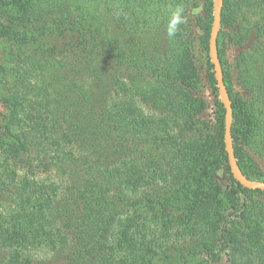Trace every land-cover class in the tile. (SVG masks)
<instances>
[{
	"label": "trees",
	"instance_id": "1",
	"mask_svg": "<svg viewBox=\"0 0 264 264\" xmlns=\"http://www.w3.org/2000/svg\"><path fill=\"white\" fill-rule=\"evenodd\" d=\"M198 2L0 0V38H42L45 48L26 58L44 75L43 105L29 115V126L59 157L28 166L23 147L0 138V174L7 179L0 183V264H163L172 260L170 250L202 254L210 264L233 244L252 256L250 264H264V192L230 174L219 101L212 135H195L207 126L205 103L195 95L194 48L198 41L208 51L213 18L212 0L190 16ZM178 8L184 22L169 37ZM220 27L235 158L245 177L264 181V0H223ZM231 29L240 35L233 70L245 96L233 90L226 68ZM206 66L216 93L209 60ZM157 143L169 154L152 152ZM215 157L234 198L227 215L220 211L222 187L211 180ZM185 186L191 200L179 210L166 195L176 201ZM100 206L102 218L94 213ZM95 216L100 225L86 240ZM240 217L244 231L232 238Z\"/></svg>",
	"mask_w": 264,
	"mask_h": 264
},
{
	"label": "rangeland",
	"instance_id": "2",
	"mask_svg": "<svg viewBox=\"0 0 264 264\" xmlns=\"http://www.w3.org/2000/svg\"><path fill=\"white\" fill-rule=\"evenodd\" d=\"M202 0H199L197 8L193 9L190 16L200 14L202 12ZM253 19L250 18L244 27L241 28V35H245L246 29L252 24ZM221 31V27L219 32ZM196 36H200V32L195 29ZM219 35V33H218ZM239 34H235L234 30H228L224 38V58L226 60V68L232 75L233 90L240 95L245 96L246 93L243 89L236 84L234 66L236 57L240 51L239 48ZM42 38H38L35 41H29L26 43H18L11 39L0 38V138L18 142L23 147V158L28 166H35L44 163L45 161H57L59 157L56 156L54 151L46 141L40 139L38 135L33 132L29 126V115L36 113L42 108V82L44 75L34 66L30 65L26 58L34 50L42 47ZM195 57L197 65L198 80L196 83L195 95L197 99L204 101L205 112L201 117V123H205L207 128H202V124L197 128L195 135L200 132L203 135H212L214 126V115L217 109L216 101L220 102L218 91L215 93L211 89L206 79V61L209 60L208 51L206 52L199 44L195 43ZM28 64H27V63ZM182 148L181 146H179ZM178 147L174 148L177 149ZM152 152L156 155H161L167 152L162 148V145L157 143L152 145ZM1 151V147H0ZM167 154H169L167 152ZM218 156V155H217ZM214 159V158H213ZM212 169L211 180L222 187V193L220 194L221 200V212L225 215L232 212L234 205V198L228 195L229 180L225 171V166L220 158L215 157ZM210 172V173H211ZM202 178L203 183L209 184L207 177L199 175ZM7 179L0 174V183L6 182ZM188 186H185L184 194H179V198L176 201L172 200V192L168 193L166 197H169L172 205L176 209H182L188 205L191 200V196L187 191ZM102 212L96 213L101 218L105 216L106 207L100 206ZM100 217L95 216L97 219L95 222L89 225L84 238L86 240L94 238L96 231L100 225ZM231 225V237L238 238L242 231H244V219L242 217L234 219ZM188 242L180 240L179 247H183ZM225 253L221 254L214 263L210 264H250L252 256L241 246L233 244ZM185 253V251H183ZM177 250H170L172 260L163 264H203L205 258L202 254L187 257L185 254Z\"/></svg>",
	"mask_w": 264,
	"mask_h": 264
},
{
	"label": "water",
	"instance_id": "3",
	"mask_svg": "<svg viewBox=\"0 0 264 264\" xmlns=\"http://www.w3.org/2000/svg\"><path fill=\"white\" fill-rule=\"evenodd\" d=\"M213 2V18L211 30L208 39V57L213 68L214 79L218 91L221 106L223 108V141L224 151L227 157L228 167L232 178L238 182L242 187L250 190H260L264 192V181L252 180L245 177L235 158L232 137V106L229 94L223 81V73L221 63L218 57L217 37L220 29L221 10L223 0H212Z\"/></svg>",
	"mask_w": 264,
	"mask_h": 264
},
{
	"label": "clouds",
	"instance_id": "4",
	"mask_svg": "<svg viewBox=\"0 0 264 264\" xmlns=\"http://www.w3.org/2000/svg\"><path fill=\"white\" fill-rule=\"evenodd\" d=\"M181 14H182V9L179 8L172 13V18L169 22L168 31H167L169 37L175 36L178 30V25L184 22Z\"/></svg>",
	"mask_w": 264,
	"mask_h": 264
}]
</instances>
